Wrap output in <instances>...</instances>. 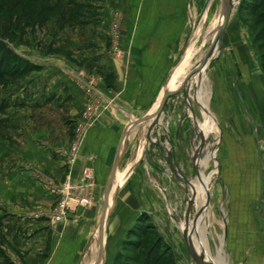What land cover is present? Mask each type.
Returning <instances> with one entry per match:
<instances>
[{"label": "crops", "instance_id": "1", "mask_svg": "<svg viewBox=\"0 0 264 264\" xmlns=\"http://www.w3.org/2000/svg\"><path fill=\"white\" fill-rule=\"evenodd\" d=\"M196 1L205 0H106L100 32L95 35L99 42L87 40L77 47L79 54L74 57L96 74L101 94L112 106L84 137L72 164L70 149L86 95L70 78L74 75L65 74L63 65L54 67L46 58L25 56L23 49H15L41 71L33 73L12 95L16 103L11 107L29 116L28 124L21 115L14 124L18 144L0 139V161L15 165L0 168V264H95L109 186L110 193H118L113 209L109 207L111 240L129 233L142 215L157 227L169 222L171 232L178 228L175 216L182 214L187 219L190 215L189 205L184 209L179 201L171 208L166 203L165 193L177 186L172 183L167 187L164 160L172 155L169 161L173 166L179 152L175 139L169 146L153 136L161 129L165 140L169 127L161 120L152 125L150 120L147 141L137 150L135 140L142 125L134 126L147 122L146 115L159 96L164 97L163 89L175 66L172 56L182 43L180 18L192 15L190 4ZM117 11L125 15L127 24L119 45L124 54L116 57L110 22ZM212 32L211 43L217 31ZM253 37L237 14L231 17L210 65L191 81L192 87L195 81L199 86L200 96L194 98L208 111L202 109L205 122L201 135L220 130L215 154L222 172L237 177L236 184L208 187L206 217L194 244L196 226L190 224L193 247L205 264H264L263 189L240 183L247 171L256 169L264 176V67ZM190 48L195 49L194 45ZM193 64L177 77L189 78L198 67ZM188 78L177 85L175 79L171 94ZM193 118L200 135V123L194 114ZM122 163L125 169L119 172ZM87 172L93 176L90 184L95 205L75 209L53 226L50 216L57 196L52 187L66 178L79 183ZM200 191L204 193L201 185ZM158 228L169 244L168 235ZM203 230L202 249L198 238Z\"/></svg>", "mask_w": 264, "mask_h": 264}, {"label": "rangeland", "instance_id": "2", "mask_svg": "<svg viewBox=\"0 0 264 264\" xmlns=\"http://www.w3.org/2000/svg\"><path fill=\"white\" fill-rule=\"evenodd\" d=\"M241 1L242 0H234L230 18L237 14L242 22L250 28L264 67V0H255L256 6L254 7L255 10H252V12L241 10ZM105 2L106 0H0V40H3L5 44L14 50L19 48L23 49L25 56H34L43 60L46 58L48 64H53L54 67L63 65L66 70L65 74L68 73L69 76L70 74L74 75L70 78L86 95L87 102L81 118L75 127V139L70 149L71 153H77L81 142L85 139L84 137L87 136V133L96 123L97 119L106 110L103 100L98 99L96 103L89 100L87 90L84 87L83 81H81V79H84V81L92 84L101 91L96 74L92 73L93 71L90 68L84 67L83 64H79L78 60L74 57L79 54L77 53V47L83 46L87 40L93 44L96 42L95 40L97 38L95 35L100 32L99 25L101 23L100 20L103 15L102 9ZM190 6L192 15L182 16L180 18L182 29L181 47L179 50L176 49V53L172 56L174 57L173 62L175 63L173 70L181 61L177 72L187 67L190 68L193 64V59H196L193 67L200 64L202 58L205 57L212 46L210 40L211 32L213 31V35L220 25L222 0L196 1L191 2ZM125 24H127L125 15L120 11L115 12L110 22V36L113 41L112 53L116 57L122 53L119 45L124 35ZM192 45H194L195 49L190 48ZM6 61L9 62L8 68L11 71V75L0 78V139L18 144L15 136V132L17 134L18 130H15L14 124H17L15 122L19 120V115H21V117L24 118L23 121L26 120V124H28L29 116L27 115L24 117L26 113H24L22 109L20 111V109L11 107L16 103L12 100V95L22 88L33 73L40 72L41 68H30L24 63H21L17 57H13L9 52H0V66L2 64L3 68H5ZM17 67L18 69L15 74L17 76H14L12 73ZM186 78H188L187 75L177 77L176 85L182 83L183 79ZM191 81L185 84L180 91L177 90L172 94L165 104L161 117L159 119L156 118L157 121L161 120L169 127V132H165V140L163 139L164 135H162L163 131L161 129H156L153 136L154 139H158L157 142L166 141L169 146L170 143H173L174 139L177 142L176 146L179 153L175 164L173 166L170 164L169 157H173L172 155L164 160L165 172L167 174V187L169 184L173 183L177 186V189L172 188L173 190L170 191V193H165V197L166 203H169L171 208L174 207L176 202L179 203V201H181L185 209L188 208L190 200L193 201V206L188 216L189 224L194 222L196 215L204 207H202L203 200L205 199L204 193L200 192L199 194L203 199H200L196 194L199 193L198 189L200 190L201 185L198 179L199 174H202L204 179L210 177V189L215 185L223 183H237L236 176H233L232 179L226 173L222 172L217 154H215L219 147V129L210 133L200 148V135L205 118L201 106L197 103V100H193V98L196 97V93L195 86H191ZM176 85L172 84V86ZM26 91L27 89L25 92ZM91 95L97 99L95 94ZM160 97L161 96H159L152 111L148 114L146 113V117L153 116L161 103L160 101H162ZM103 98L107 100L105 96H103ZM193 114L200 123V135L195 128ZM34 115L33 118H36L37 113H34ZM150 120L153 122L152 125L156 123L155 117L153 116V118H150L147 122L144 121L145 123L142 122L134 126L138 128V126L142 125L137 131V141L134 139L135 142H138L137 150L147 141L145 133L150 124ZM198 152L199 154L195 161L194 153L197 154ZM159 156V158L162 159L163 154ZM69 163H73L71 158H69ZM14 167V164H7L6 162L0 161V168ZM119 169V172H123L125 164L122 163ZM120 177L121 179H125V176L121 173ZM83 178L79 183H75L72 179L66 178L64 182L57 186L63 187L71 183L75 187V190L69 196L54 193L57 199L50 216V221L53 226L62 222L67 215L75 209L84 208L83 205L74 202V199H80L78 196L83 197L86 194L88 196L91 195L92 185L89 186L91 180L84 182ZM241 179L242 181L240 183L254 185L257 188L261 187L263 189L262 200L264 201V176H262L258 170L254 169L252 171H247V176L240 178V180ZM191 184L199 187L195 189V198L191 191ZM177 190L179 191L180 197L177 194ZM117 197L118 193L117 195L110 193V209H113ZM63 203L66 205L65 212L63 213L64 218L59 221L55 220V215H58L60 206ZM94 203L92 207L95 205ZM175 221L178 226L175 232L170 231L172 227L169 222L167 225L158 226L168 235L167 239L169 242V244L165 242L168 249L165 256H163V261L159 264H176V262L178 264H195L185 244L186 242L182 233L186 226L187 219L180 214L178 217L175 216ZM108 222L109 219L107 221L106 243L102 249L103 257L101 256V264L102 262L103 264H113L114 260L120 254H125L129 257L131 264H142L145 253L148 252L157 238L162 236L159 233L157 225L153 224L151 220H148L143 223L145 225V232L138 238V245H128L129 247H126V240L129 238L128 233L126 235L122 233L123 236L121 235V239H117L116 241L113 239L111 240V235L108 231ZM136 223L131 228H134ZM103 227L104 224L102 223L100 225L101 232L104 231ZM179 228L183 231L181 230L180 232ZM204 238L202 240V247H204ZM96 239L97 237H95V241Z\"/></svg>", "mask_w": 264, "mask_h": 264}, {"label": "trees", "instance_id": "3", "mask_svg": "<svg viewBox=\"0 0 264 264\" xmlns=\"http://www.w3.org/2000/svg\"><path fill=\"white\" fill-rule=\"evenodd\" d=\"M255 0H242L241 1V10L249 12H252V10H255L254 7L256 6ZM9 52L12 54L13 57H17L21 63H24L26 66H29L30 68L36 67L34 64H32L28 59H26L23 56H20L14 49L10 48L7 44L3 42V40H0V52ZM6 66L3 68L2 64L0 66V78H5L11 75V71L9 70V62L6 61ZM7 67V68H6ZM17 68L13 70L12 75H15L17 72ZM25 69V68H23ZM22 69V70H23ZM149 220L147 215H142L138 222L136 223L135 227L130 230L128 233L129 238L126 240V247L129 246H137L138 245V238L142 235V233L145 232V225L144 222H147ZM137 239V240H136ZM129 245V246H128ZM168 249L167 244L163 240L161 236L157 238V240L154 242V244L151 246V248L148 250L147 253H145L144 259L142 260V264H159L161 261H163V256H165L166 251ZM130 258L127 257L125 254H120L113 262V264H131Z\"/></svg>", "mask_w": 264, "mask_h": 264}, {"label": "water", "instance_id": "4", "mask_svg": "<svg viewBox=\"0 0 264 264\" xmlns=\"http://www.w3.org/2000/svg\"><path fill=\"white\" fill-rule=\"evenodd\" d=\"M222 10L224 11V22H223L222 27L219 29L218 37H217V40H216L218 42V44L221 43V38H222L223 32H224V30H225V28H226V26H227V24L229 22V19H230V16H231V12H232V6L228 7L227 0H222ZM215 47H216V42H213L212 46L210 47V49L208 51V53L205 55L204 60L202 61V63L198 67L195 68L194 72L189 76L188 81H190L194 77L195 73H197L200 69H204V68L207 69L208 68V66L210 65L211 61L213 60L214 53H215V51H214ZM209 59H211V61L208 64V66H206V63H207V61ZM171 96L172 95H167V96L164 97L163 102H162V104L160 106V109L156 113V117L157 118L163 112L165 104H166L167 100ZM195 100H196V98H195ZM197 103H198V101H197ZM204 140H205L204 136L201 135L200 148L202 147V144H203ZM198 154H199V152L195 155V161L197 160V155ZM113 178H114V176L111 177V183L113 181ZM109 196H110V186L107 188L106 193H105V213L103 215L102 222L105 220L106 214H107L108 209H109ZM208 204H209V193H207V201H206V204H205L204 208L198 213L197 218H195L194 222L192 223L193 227L196 226L199 217L202 215L203 211L206 209ZM192 206H193V201L190 200L189 210L191 209ZM188 220L189 219L187 217L186 226H185L184 231H183L186 245H187V247H188V249H189V251L191 253V256H192L193 260L195 261V263L196 264H205L204 260L202 258H200V256L196 253V251H195V249L193 247V244H192V241H191V230H190L191 226H190ZM102 222H101V224H102ZM102 249H103V247H102V241H101V243L99 245V250H98V254H97V260H96L95 264H100V262H101Z\"/></svg>", "mask_w": 264, "mask_h": 264}, {"label": "bare ground", "instance_id": "5", "mask_svg": "<svg viewBox=\"0 0 264 264\" xmlns=\"http://www.w3.org/2000/svg\"><path fill=\"white\" fill-rule=\"evenodd\" d=\"M227 4H228V7H230V6H232L233 7V5H234V0H227ZM223 22H224V11L221 9V17H220V25H219V27H218V29H217V37H218V33H219V29L222 27V25H223ZM216 32H215V34H214V36H213V42H215L216 41ZM219 46H220V44H218V43H216V47H215V53H214V55L217 53V51H218V48H219ZM204 60V58L202 59V61ZM202 61L200 62V64L202 63ZM210 61H211V59H209L208 60V62H207V64H206V66H208V64L210 63ZM180 63H181V61L179 62V64L175 67V69L172 71V74H171V76H170V78H169V80H168V83H167V85L165 86V88H164V91H163V96L165 97V96H167V95H172L171 94V88L172 87H174V86H172V84H173V82L175 81V79H176V77H177V75L179 74V72H177V70H178V68L180 67ZM199 64V65H200ZM198 65V66H199ZM205 70V69H204ZM193 72H194V70H193ZM199 75V72H197V73H195V75L194 76H198ZM187 79V78H186ZM186 79H183V82L186 80ZM193 79H195V77H193L191 80H193ZM190 80V81H191ZM196 80V79H195ZM190 81H186L184 84H182L179 88H178V91H180L181 89H182V87H184L185 86V84H187V83H189ZM196 82V85H195V93H196V98H198L200 95H199V91H198V85H197V81H195ZM103 96V95H102ZM164 97L162 98V101H161V103H160V105L158 106V108L156 109V111H155V113L153 114V116L155 117V120H156V113L158 112V110L160 109V106H161V104H162V102H163V99H164ZM199 104V103H198ZM200 106H202V105H200ZM201 109H203L205 112L207 111L203 106L201 107ZM207 114H208V111H207ZM153 116H149V118L148 117H145V118H147L148 120L150 119V118H153ZM209 116L211 117V119L213 120V122L215 121L214 120V118H213V116L211 115V114H209ZM161 117V114L159 115V117H158V119ZM144 121V120H143ZM146 121V120H145ZM157 121V120H156ZM139 123H141V122H138L137 124H139ZM214 124H215V122H214ZM209 135V132H207V133H205V134H203V136H204V139H206L207 138V136ZM198 179H199V181L201 182V186L203 187V189H204V194H205V199L203 200V203H202V207H203V205H204V202H205V204H206V201H207V193H209L208 192V187H209V183H210V178H208V179H204L203 178V176H202V174H199V176H198ZM191 187H193V189L195 190V189H198L199 187H197V186H195L194 184H191ZM199 190V189H198ZM196 192V191H195ZM200 190H199V193H196L199 197L201 196V195H199L200 194ZM202 193V192H201ZM200 199H203V198H201L200 197ZM205 206V205H204ZM207 209V208H206ZM205 209V210H206ZM204 210V212H203V214L199 217V219H198V222H197V224H196V227H195V231H194V235H193V239H192V241H193V244L194 243H196L195 242V239H196V237L200 234V232L202 231V227H203V223H204V219H205V217H206V211ZM109 212H110V210L108 209V212H107V214H106V218H105V220L103 221V224H104V231L103 232H101V234H100V243H101V241H102V247L104 246V244L106 243V238H107V233H106V231H107V221H108V219H109ZM191 226V225H190ZM190 230H191V228H190ZM205 230H203V233H201V235L199 236V238H198V244H200V246H201V248L203 249V247H202V240H203V238L205 237V232H204ZM197 234V235H196ZM100 243H99V245H100ZM99 249V248H98ZM103 257V256H102ZM102 257H101V260H102ZM207 257V256H206ZM209 257V256H208ZM207 257V258H208ZM101 263V262H100Z\"/></svg>", "mask_w": 264, "mask_h": 264}, {"label": "built area", "instance_id": "6", "mask_svg": "<svg viewBox=\"0 0 264 264\" xmlns=\"http://www.w3.org/2000/svg\"><path fill=\"white\" fill-rule=\"evenodd\" d=\"M81 81H83V83H84V87L87 90L88 97H89V100L91 102L96 103L97 100L100 99V100H103L104 101V104H105L106 108H108L109 106H112V103H110L109 101H107V100H105L103 98V96L101 94V91H99L97 88H95L92 84L84 81V79H81ZM91 94H95L96 95L95 97L97 99H95ZM82 123H83V121H82ZM70 158H71L72 162H75V160H76V153L72 152ZM92 178H93L92 174L87 172L85 174L83 180H84V182H88L90 180L92 181ZM90 185L91 184H89V186ZM74 190H75V187L71 183H68V184H66L63 187H57V188L56 187H52L53 193H56V194L57 193H60L61 195H68V196L70 194H72L74 192ZM78 197L80 199H77V198L74 199L75 200L74 201L75 203H79L80 205H83L84 207H88V206H91L93 204L92 195L88 196L86 194L83 197H81V196H78ZM65 206L66 205L64 203L61 204V206H60V212L58 213V215H55V220H58L59 221L62 218H64L63 217L64 216L63 213L65 212L64 211L65 210Z\"/></svg>", "mask_w": 264, "mask_h": 264}]
</instances>
